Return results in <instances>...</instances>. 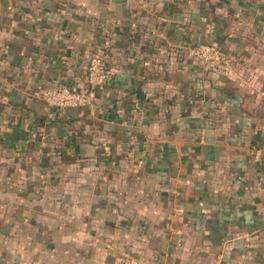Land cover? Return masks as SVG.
Segmentation results:
<instances>
[{"label":"crops","instance_id":"obj_1","mask_svg":"<svg viewBox=\"0 0 264 264\" xmlns=\"http://www.w3.org/2000/svg\"><path fill=\"white\" fill-rule=\"evenodd\" d=\"M0 264H264V0H0Z\"/></svg>","mask_w":264,"mask_h":264},{"label":"built area","instance_id":"obj_2","mask_svg":"<svg viewBox=\"0 0 264 264\" xmlns=\"http://www.w3.org/2000/svg\"><path fill=\"white\" fill-rule=\"evenodd\" d=\"M191 53L196 60L206 64H218L226 60L219 47L212 44L198 43L191 48ZM109 73L103 57L91 56L86 64V89L55 86L43 92V100L48 107L56 110L91 105L93 92L104 82Z\"/></svg>","mask_w":264,"mask_h":264}]
</instances>
